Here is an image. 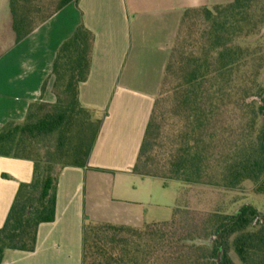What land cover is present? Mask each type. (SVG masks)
I'll return each mask as SVG.
<instances>
[{
    "label": "trees",
    "instance_id": "obj_1",
    "mask_svg": "<svg viewBox=\"0 0 264 264\" xmlns=\"http://www.w3.org/2000/svg\"><path fill=\"white\" fill-rule=\"evenodd\" d=\"M74 1L10 0L16 42ZM190 22L196 33L185 29ZM94 41L79 26L54 60V101L32 102L22 122L0 129V157L34 164L31 182L20 184L0 228V264L8 249L35 251L39 226L56 218L61 171L88 166L101 120L79 94ZM132 171L226 190L254 186L264 195V0L184 12ZM191 219L201 223L184 225ZM177 228L184 232L176 235ZM195 234L217 239L212 247L182 245ZM169 246L187 249L173 259L184 264H264V217L245 205L234 215L178 207L170 221L143 228L86 222L82 263L149 264Z\"/></svg>",
    "mask_w": 264,
    "mask_h": 264
},
{
    "label": "crops",
    "instance_id": "obj_2",
    "mask_svg": "<svg viewBox=\"0 0 264 264\" xmlns=\"http://www.w3.org/2000/svg\"><path fill=\"white\" fill-rule=\"evenodd\" d=\"M231 1L78 0L17 43L9 0L0 16V129L22 122L32 102L54 101V60L81 25L93 32L95 41L79 99L101 126L88 166L61 171L56 218L39 226L35 251L8 249L1 264H83L86 222L147 225L145 205L155 202L147 181L153 177L132 169L183 14ZM33 172L30 160L0 157V228L20 184L31 182Z\"/></svg>",
    "mask_w": 264,
    "mask_h": 264
},
{
    "label": "rangeland",
    "instance_id": "obj_3",
    "mask_svg": "<svg viewBox=\"0 0 264 264\" xmlns=\"http://www.w3.org/2000/svg\"><path fill=\"white\" fill-rule=\"evenodd\" d=\"M8 3L9 0H0V16H2L4 8L6 10ZM199 22H201V18H199ZM185 29L194 33L198 31L197 24H192L191 22L186 24ZM197 35L199 36V34ZM189 40L191 39L188 38V41ZM168 110H170L169 107ZM169 114L170 113H168V115ZM168 122H173L171 117ZM170 134L169 131L168 135ZM147 182L148 188L154 195L155 200V202H152L153 204L145 205L147 224L170 221L173 217L174 210L178 207L189 208L196 211V213L220 211L228 215H234L239 212L240 208L243 206L251 205L264 217V195L256 194L254 192V186H247L243 189L226 190L219 187L195 185L166 179L152 178L148 179ZM198 216L199 214L196 217L199 218ZM200 223V221H193L191 219V221L184 223V225L192 226L196 224L195 226H197ZM175 232L176 235H181L184 230L177 228ZM171 234H173V232H171ZM197 237L204 239L213 237L214 240L217 239V236H210L207 238L195 234L193 237L184 239L182 245L184 243L187 244L185 240H193ZM187 245L195 246L190 244ZM183 252H187V249L169 246L162 249L160 254L151 256L149 264H184L182 261L176 262L173 260ZM162 254L163 257H161ZM231 255L233 256L234 254L232 253Z\"/></svg>",
    "mask_w": 264,
    "mask_h": 264
},
{
    "label": "water",
    "instance_id": "obj_4",
    "mask_svg": "<svg viewBox=\"0 0 264 264\" xmlns=\"http://www.w3.org/2000/svg\"><path fill=\"white\" fill-rule=\"evenodd\" d=\"M214 238L213 237H210L208 239H204V238H195L193 240H185V242L187 244H190V245H195V246H208V247H212L213 244H214Z\"/></svg>",
    "mask_w": 264,
    "mask_h": 264
}]
</instances>
